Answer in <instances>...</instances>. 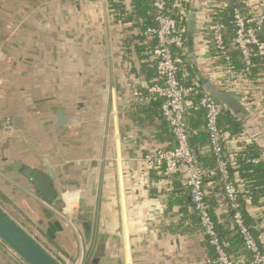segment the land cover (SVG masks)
<instances>
[{"label":"crops","instance_id":"0c3cea01","mask_svg":"<svg viewBox=\"0 0 264 264\" xmlns=\"http://www.w3.org/2000/svg\"><path fill=\"white\" fill-rule=\"evenodd\" d=\"M130 1L0 0V207L61 264H214V248L190 219L189 203H170L182 177L141 165L148 151L172 147L173 137L169 127L162 133L159 118L140 122L134 113L149 101L133 91L154 77L129 51L141 36L148 41L144 32L109 8L119 3L130 10ZM194 1L199 17L225 5L178 1V14L187 16ZM246 5L243 15L264 10V0ZM206 37L201 30L195 59L187 57L207 79L220 66ZM242 83L250 117L242 118L245 131L229 139V152L253 141L264 145V79ZM27 169L50 171L60 200L44 202ZM233 182L264 242V197L251 206L245 185L237 177ZM213 187L209 193L216 195ZM225 207L220 199L216 225ZM0 264L27 263L0 240Z\"/></svg>","mask_w":264,"mask_h":264},{"label":"built area","instance_id":"2783aa9c","mask_svg":"<svg viewBox=\"0 0 264 264\" xmlns=\"http://www.w3.org/2000/svg\"><path fill=\"white\" fill-rule=\"evenodd\" d=\"M150 2L154 13V25L147 26L143 34L148 39L155 40L156 76L147 90L161 99V116L168 124L173 137V146H158L148 151L141 157V165L146 170L155 169L163 176L180 175L182 177L183 185L189 191L190 201L199 214L203 232L209 237L210 244L215 249L214 264H264V254L259 252L255 238L244 224L238 210V197L241 191L228 174V165L232 162L234 151L227 150L229 140H226V134L218 124L221 109L225 106L216 102L203 90L198 105L205 112L204 129L208 136L206 147L215 158V167L204 169L197 164L194 152L189 146L188 126L185 119L190 96L197 94L198 90L192 85H183L178 77L180 66L188 55L185 28L179 27V20L169 13L168 0H150ZM177 2L178 0L175 5ZM252 3L249 6H252ZM258 10L247 15H243L238 9L233 11V39L245 62V68L236 70L233 66L216 67L207 74L210 82L223 88L235 89L239 96L240 93L247 92L242 82L246 80V74L249 73L250 61L253 58L264 59V41L258 39V33L264 31V10ZM211 12L212 9L203 11L199 17L202 22V31L205 35H211L214 47L220 53H224V25L213 21ZM181 16L186 19L185 12H182ZM141 94L140 91H133V96L139 100L143 99ZM241 100H243L242 97ZM259 159L264 160V151L254 161L257 162ZM217 174L222 184L223 196L227 201L226 207L235 210L230 221L238 227L244 246L251 253L249 259L240 258L233 261L218 240L216 227L206 201V195L209 192L205 190L203 184L204 177ZM75 264L81 263L78 261Z\"/></svg>","mask_w":264,"mask_h":264},{"label":"trees","instance_id":"16d2710c","mask_svg":"<svg viewBox=\"0 0 264 264\" xmlns=\"http://www.w3.org/2000/svg\"><path fill=\"white\" fill-rule=\"evenodd\" d=\"M177 0H168V5L170 8V14L179 20L178 24L181 28H186V20L181 14H178V7L175 2ZM183 3L184 0H178ZM246 1L247 0H225L223 4L212 8L211 17L213 21L222 23L224 25L223 31V43H224V53H220L213 44L211 35H207L206 38L210 46L214 50L213 55L217 58L218 65L223 68L226 66H233L236 70H241L245 68V62L241 57L240 51L237 45L234 43V25L232 23L233 11L234 9L240 10L243 14L246 12ZM131 9L126 10L122 4L111 3L109 8L110 11L114 12L119 19L123 22L131 21V27L137 28L139 32L143 33L147 26L154 25V13L150 0H131ZM258 39L264 41V31L258 33ZM144 39L142 36L140 40L134 41L130 44L131 48L129 51L139 59L140 67L146 72L147 78L156 76V67L154 59L155 50V40L154 39ZM178 77L180 82L186 86H194L198 93L190 96V104L187 106L185 111V119L188 126V141L189 146L194 152V157L199 166L204 169H213L215 167V158L212 154L204 155L201 153V147L207 143V133L204 129L205 123V112L198 105L199 98L202 95L203 87L202 82L205 80L206 76H202L199 70H196L191 64L188 57H185L184 62L181 64ZM264 79V59L253 58L250 61L249 73L246 74V80L250 84H259L261 80ZM148 87L141 88V93L143 92L145 96L148 97V104H139L135 106V114H138L140 122L143 120L152 121L154 118H159L161 122L162 133H168V124L161 116L160 103L161 99L155 95L148 92ZM244 101L249 96L248 93H240ZM250 99V97H248ZM245 112V111H244ZM134 114V115H135ZM244 119L241 118L240 114L222 107L220 116L218 118V124L222 131L226 134V140L228 141L231 137L239 135L245 131ZM171 136V134H170ZM262 151H264V145L262 142L253 141L249 144H242L240 148L233 153L232 162L228 165L229 178L233 181L237 177L244 185L248 195L249 205L259 206L260 200L264 197V160L259 159ZM158 173L157 170L151 169ZM160 174V173H159ZM163 176L162 174H160ZM174 182V180H173ZM175 190L171 191L169 194L170 203L172 198H179L180 200L187 201L189 207L191 208L190 219L193 221L195 226L203 231L200 224V218L198 212L194 209L192 203L188 201L189 191L186 186L183 185L182 180L177 179ZM204 188L206 191H210V187L213 185L215 191H219L216 195L208 193L206 195V201L209 206L210 216L215 224L218 240L227 252L229 257L233 261H237L240 258L251 257V253L246 250L244 246L243 239L239 232L238 227L231 223H225L229 221L234 213V209L225 207L223 213H221V218L224 220L219 225H216V213L215 209L218 206L220 199L224 202L227 201L223 196L218 174L211 177H204L203 179ZM239 212L241 213L244 224L252 232L255 241L258 245L259 252L264 254V242L260 240L259 236L262 233V229L256 228V221L250 216L247 202L245 199L239 195ZM169 203V204H170ZM224 222V223H223ZM207 243H210L209 237L205 234ZM211 245V244H210ZM212 248H214L211 245ZM215 253V249H214ZM215 258V255H214Z\"/></svg>","mask_w":264,"mask_h":264},{"label":"water","instance_id":"95a60500","mask_svg":"<svg viewBox=\"0 0 264 264\" xmlns=\"http://www.w3.org/2000/svg\"><path fill=\"white\" fill-rule=\"evenodd\" d=\"M202 30V22L199 18L198 4L194 1L188 10L186 16V45L191 59H195L197 51L196 36ZM195 62V61H194ZM203 89L218 103L227 109L240 114L241 118H249L250 115L244 111L241 97L235 89H227L217 86L208 79L202 82ZM58 123L63 124L62 111L57 112ZM24 175L28 177L41 199L54 204L60 200L55 189L52 186L50 171L47 174L39 171L27 169ZM0 240H2L11 250H13L27 264H61L48 251H46L29 233H27L14 219H12L0 207Z\"/></svg>","mask_w":264,"mask_h":264}]
</instances>
